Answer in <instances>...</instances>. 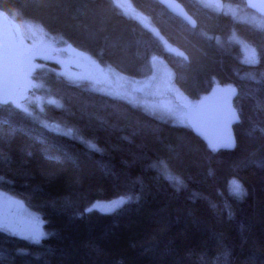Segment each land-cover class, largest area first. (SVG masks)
I'll use <instances>...</instances> for the list:
<instances>
[{"label": "trees", "instance_id": "obj_1", "mask_svg": "<svg viewBox=\"0 0 264 264\" xmlns=\"http://www.w3.org/2000/svg\"><path fill=\"white\" fill-rule=\"evenodd\" d=\"M177 1L194 27L157 0H130L178 55L111 0H0L9 20L125 76L145 78L160 61L191 102L215 84L235 86L239 116L234 149L209 151L186 124L68 81L46 62L30 77L55 101L45 119L70 133L0 101V191L37 214L44 233L30 241L0 230V264H264V29ZM232 35L255 49V64L241 61ZM118 197L127 199L110 213L89 209Z\"/></svg>", "mask_w": 264, "mask_h": 264}, {"label": "rangeland", "instance_id": "obj_2", "mask_svg": "<svg viewBox=\"0 0 264 264\" xmlns=\"http://www.w3.org/2000/svg\"><path fill=\"white\" fill-rule=\"evenodd\" d=\"M111 1L123 14L135 19L150 31L160 41L165 51L177 55L183 54L182 51L165 42L148 18L134 8L130 0ZM197 1L210 10L232 15L237 21L264 29V20L244 10L239 3L228 5L219 0ZM10 22L22 53L24 78L15 96L8 101L31 115L43 127L57 133H70L64 126L45 119V106L55 104V101L45 94L41 81L30 77L35 70L45 69L46 62L49 61H57L58 66L61 67L60 73L68 81L83 83L84 86L107 96L122 99L159 120L169 121L174 125L185 124L184 107L192 106L194 102L189 101L173 85L170 72L160 61L152 59L151 72L145 78H131L110 66L97 64L85 55L75 53L59 38L47 34L36 24L22 19L17 20L14 17L10 19ZM230 41L238 45L242 62L246 64L257 62V54L252 46L233 35ZM237 186V183L232 182L230 190L239 193ZM126 199V197H118L109 201H96L89 206V209L100 213H110L121 206ZM0 203L5 209L4 216L0 217V230L17 234L30 241H38L43 236L40 217L24 204L1 191Z\"/></svg>", "mask_w": 264, "mask_h": 264}, {"label": "water", "instance_id": "obj_3", "mask_svg": "<svg viewBox=\"0 0 264 264\" xmlns=\"http://www.w3.org/2000/svg\"><path fill=\"white\" fill-rule=\"evenodd\" d=\"M172 16L189 27L194 20L177 0H157ZM244 10L264 20V0H237ZM24 78L22 53L9 18L0 12V101H8L17 93ZM237 89L215 84L192 106L184 107L185 124L209 151H232L235 147L233 126L239 116L233 101Z\"/></svg>", "mask_w": 264, "mask_h": 264}, {"label": "flooded vegetation", "instance_id": "obj_4", "mask_svg": "<svg viewBox=\"0 0 264 264\" xmlns=\"http://www.w3.org/2000/svg\"><path fill=\"white\" fill-rule=\"evenodd\" d=\"M5 209H4V206H3V204L2 203H0V217L1 216H4V211ZM6 216H7V214H6Z\"/></svg>", "mask_w": 264, "mask_h": 264}, {"label": "snow or ice", "instance_id": "obj_5", "mask_svg": "<svg viewBox=\"0 0 264 264\" xmlns=\"http://www.w3.org/2000/svg\"><path fill=\"white\" fill-rule=\"evenodd\" d=\"M237 191H239V188H238V186H237Z\"/></svg>", "mask_w": 264, "mask_h": 264}]
</instances>
